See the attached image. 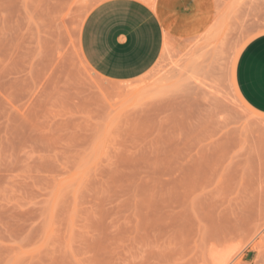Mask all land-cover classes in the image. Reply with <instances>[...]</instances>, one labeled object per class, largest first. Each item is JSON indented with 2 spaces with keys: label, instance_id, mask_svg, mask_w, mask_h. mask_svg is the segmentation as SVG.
I'll use <instances>...</instances> for the list:
<instances>
[{
  "label": "rangeland",
  "instance_id": "rangeland-1",
  "mask_svg": "<svg viewBox=\"0 0 264 264\" xmlns=\"http://www.w3.org/2000/svg\"><path fill=\"white\" fill-rule=\"evenodd\" d=\"M104 1L0 0V264H264V117L234 83L264 0L132 82L82 56Z\"/></svg>",
  "mask_w": 264,
  "mask_h": 264
},
{
  "label": "crops",
  "instance_id": "crops-1",
  "mask_svg": "<svg viewBox=\"0 0 264 264\" xmlns=\"http://www.w3.org/2000/svg\"><path fill=\"white\" fill-rule=\"evenodd\" d=\"M225 22L227 0H106L86 18L80 49L101 78L132 82L152 70L167 42L199 38ZM234 83L241 100L264 117V34L241 51Z\"/></svg>",
  "mask_w": 264,
  "mask_h": 264
}]
</instances>
